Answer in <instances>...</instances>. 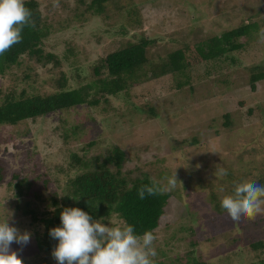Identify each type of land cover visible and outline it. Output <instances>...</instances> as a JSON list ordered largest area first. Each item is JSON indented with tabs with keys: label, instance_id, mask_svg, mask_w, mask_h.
<instances>
[{
	"label": "rangeland",
	"instance_id": "rangeland-1",
	"mask_svg": "<svg viewBox=\"0 0 264 264\" xmlns=\"http://www.w3.org/2000/svg\"><path fill=\"white\" fill-rule=\"evenodd\" d=\"M37 1L50 27L46 48L63 63L39 64L32 71L24 59L2 79L3 94L23 88L53 93L62 70L74 86L90 82L92 64L145 34L155 39L149 59L160 71L164 59L187 44L197 46L243 24H251L253 31L251 38H240L242 49L196 66L194 89L190 84L170 89L168 77L155 78L149 72L111 97L109 104L1 125L0 164L6 178L0 184V221L8 219L21 232L32 234L38 222L23 212L24 202L52 208L53 191L64 194L67 178L81 170L70 152L104 160L116 146L126 152L122 172L127 177L149 173L164 188L168 178L177 176L176 187L165 191L171 196L154 231L153 261L250 264L264 258V213L233 222L220 204L224 195L234 196V184L264 178V79L256 90L249 83L251 68L264 66L259 36L264 0H120L104 16L83 15L85 6L79 0ZM133 8L130 22L128 11ZM27 73L31 78L22 80ZM20 179L30 182L28 195L21 197L14 187ZM98 220L123 225L114 212ZM11 249L24 264H56L52 252L40 251L32 237L27 245L13 243Z\"/></svg>",
	"mask_w": 264,
	"mask_h": 264
},
{
	"label": "trees",
	"instance_id": "trees-1",
	"mask_svg": "<svg viewBox=\"0 0 264 264\" xmlns=\"http://www.w3.org/2000/svg\"><path fill=\"white\" fill-rule=\"evenodd\" d=\"M79 1L85 6L83 15L104 16L108 7L111 4L115 5L120 0ZM25 6L31 11V22L34 27L25 26L21 42L0 55V86L8 71L13 66L21 65L24 59L30 61L27 68L32 71L39 64L46 66L53 63L56 67L63 63L59 54L46 48L50 27L43 19L39 1L25 0ZM135 12L136 9L128 11L130 22H132V14ZM252 29L251 24H243L208 38L197 46H193L191 43L187 44L171 52L168 58L164 59L160 71L156 70L155 64L149 59L150 46L155 39L149 38L144 33L145 35L138 40L128 42L92 64L89 77L93 79L90 82L74 86L70 84L67 73L62 70L55 83L58 89L50 94L29 93L26 88L11 89L3 94L0 88V126H16L27 120L36 121L41 117L81 106L96 108L102 103L109 104L111 97H118L122 94L128 84L137 83L141 79L147 78L146 75L149 72H152V76L155 78L168 77L166 79L168 82H166L170 89L182 90L188 84L194 89L193 69L203 63L222 60L232 50L242 49L243 45L239 43L241 42L240 38L244 36L251 38ZM30 78L31 75L27 73L22 80ZM263 79L264 66H253L249 80L251 88L256 90L257 83ZM225 119L227 120L225 125H231L229 114L225 115ZM67 137L66 134V140ZM92 143L90 145H93ZM126 156V152L116 146L111 149V153L105 156L104 160L100 156L88 157L85 153L71 151V159L79 164L81 170L67 178V190L64 194L53 191L54 196L50 204L52 208L49 209L50 206H46L44 209H40L33 206L29 200H25L23 212L33 216V223L38 222L31 237L35 240L40 251L51 253L58 244V241L53 239L49 232L51 228L61 225L60 213L65 207H79L89 212L95 220L111 217L114 212L122 224L134 226L137 235H142L145 231L154 233L161 223L171 192L164 191L155 195L146 193L145 198L140 199L139 188L142 185H150L153 178L149 173L143 174L142 177L124 175L122 167ZM60 170L64 171L62 167ZM5 178V168L0 164V184L5 181ZM243 182L242 180L234 184L232 190L235 191V187ZM257 183L264 185V178L258 180ZM28 185H30L29 181L20 179L14 185L17 195L20 197L25 193L28 195ZM159 186L162 187L160 184ZM36 197L42 200L41 203L44 202L41 194L37 193ZM87 201L91 202L92 207ZM41 230L43 231L41 232ZM256 245L261 246L262 242H258ZM154 264L167 263L154 261ZM193 264L208 263L196 260ZM250 264H264V258Z\"/></svg>",
	"mask_w": 264,
	"mask_h": 264
},
{
	"label": "clouds",
	"instance_id": "clouds-1",
	"mask_svg": "<svg viewBox=\"0 0 264 264\" xmlns=\"http://www.w3.org/2000/svg\"><path fill=\"white\" fill-rule=\"evenodd\" d=\"M28 25L34 27L25 0H0V55L21 42L23 28ZM259 36L264 41V27L259 29ZM176 182V173L168 178L164 188L152 179L150 185L139 188V198L144 199L146 193L155 195L174 189ZM87 203L92 207L90 201ZM220 204L233 222H240L242 217L254 219L264 213V185L251 181L240 183L235 187L234 196L224 195ZM60 220L61 225L49 232L58 241L52 250L56 264H154L152 258L157 253L153 245L157 237L152 231L137 235L132 225L102 223L79 207H65ZM30 238L31 233L21 232L8 219L0 221V264H24L11 245L25 246Z\"/></svg>",
	"mask_w": 264,
	"mask_h": 264
}]
</instances>
